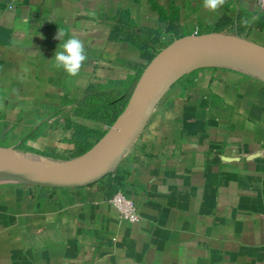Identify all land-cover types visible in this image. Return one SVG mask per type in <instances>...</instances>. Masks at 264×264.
<instances>
[{
  "label": "crops",
  "instance_id": "obj_1",
  "mask_svg": "<svg viewBox=\"0 0 264 264\" xmlns=\"http://www.w3.org/2000/svg\"><path fill=\"white\" fill-rule=\"evenodd\" d=\"M123 10L141 25L164 30L161 12L175 15L176 33L264 49L256 0H225L216 11L203 0H0L1 148L56 145L53 120L38 140V115L90 82L124 78L123 66L139 60L109 40ZM59 30L121 69L89 80L86 62L70 77L53 59ZM202 68L154 108L112 170L121 173L80 188L0 183V264H264V79ZM116 191L134 202L136 223L119 219Z\"/></svg>",
  "mask_w": 264,
  "mask_h": 264
},
{
  "label": "water",
  "instance_id": "obj_2",
  "mask_svg": "<svg viewBox=\"0 0 264 264\" xmlns=\"http://www.w3.org/2000/svg\"><path fill=\"white\" fill-rule=\"evenodd\" d=\"M188 51L193 53L170 66L174 57ZM229 60L264 75V51L259 48L210 35L192 34L172 41L144 69L124 112L126 119L120 134L100 154L98 151L109 133L88 153L67 165L29 162L13 157L7 149L0 147L2 177L49 188H80L95 183L111 172L132 147L149 115L178 77L192 69L213 66V63L220 66L218 63ZM97 146L99 148L92 152ZM89 153L93 154L83 159Z\"/></svg>",
  "mask_w": 264,
  "mask_h": 264
},
{
  "label": "trees",
  "instance_id": "obj_3",
  "mask_svg": "<svg viewBox=\"0 0 264 264\" xmlns=\"http://www.w3.org/2000/svg\"><path fill=\"white\" fill-rule=\"evenodd\" d=\"M158 11H161V8ZM159 14L160 20L167 24L164 30L156 25L137 23L125 10L111 19L109 40L134 49L139 61H128L123 66L126 71L124 78L90 82L82 90L74 89L72 97L68 98L66 94L60 98L52 108L53 114L48 115V112H45L38 115V140L48 139V122L53 120L51 132L52 136L58 137L56 145H44L38 149L22 145L19 149L62 160L80 158L93 149L126 111L136 84L148 63L165 46L183 36V33H176L174 30L177 19L175 15L165 17L161 12ZM220 27L221 24L216 23L213 32ZM202 69L205 68L186 74L179 87L191 86L193 79ZM45 118L46 120L41 122ZM28 138L34 137L29 135ZM109 173H121V170L118 167Z\"/></svg>",
  "mask_w": 264,
  "mask_h": 264
},
{
  "label": "rangeland",
  "instance_id": "obj_4",
  "mask_svg": "<svg viewBox=\"0 0 264 264\" xmlns=\"http://www.w3.org/2000/svg\"><path fill=\"white\" fill-rule=\"evenodd\" d=\"M187 35H192V34L187 33L186 35H183V36H187ZM203 35H207V34H203ZM208 35H210V36H218V35H213V34H208ZM219 37H224V36H219ZM255 45H258V44H255ZM261 50L264 51V49H261ZM85 53H86L87 59L84 62L83 66L85 65L86 62H88V65H85L83 71H87L86 74H87V77H89V80L92 78V76L93 77L96 76V75L105 76V74H107V72H105V69H107V68H111V69H114V70L121 69V65H119V64L109 63L108 61H105L104 59L103 60L102 59L97 60V57L99 56L100 51H98V49H96V48L94 49L92 47L91 49H87V47H85ZM192 53H193L192 51L191 52L188 51V52H186L184 54L181 53V54L177 55L176 57L173 58L174 61L171 63L170 66H173L175 63L178 64L181 61V59H183L185 56H187L189 54H192ZM91 65H93L94 67L92 68L93 70H91V72H90ZM212 65L213 66H208V67H216L217 63H213ZM214 65H216V66H214ZM218 65H220L222 67H229V68H236V69H239V70H243L245 72H248V73H250L252 75L255 74V75L259 76L260 78L264 79V75L263 74L259 73L258 71L249 70L245 66H242L241 64H239L238 62H234V61H231V60H229V61H221V63H218ZM85 68H87V69H85ZM200 68H202V67H200ZM195 69H199V68H195ZM195 69H192V70L186 72L181 77H178L175 80V82L170 86V88L165 92V94L162 96V98L160 99V101L158 102L157 105H163L164 99L169 96V93H170L169 91L179 87V84H181L184 81L183 80L184 76L186 74L190 73L191 71H194ZM80 70L82 71V68ZM138 82H137V84H138ZM137 84H136V86H137ZM124 115H122V117L120 118L121 120L120 119L118 120L119 123L117 122V124H115L114 126L109 128L106 133L110 134L112 131H115L116 135L118 136L117 129L122 126L123 121H124ZM115 126H116V128H114ZM112 139H111V142H110V140H109V142L107 141L108 145H111V143L114 141ZM103 144L105 145V142H103ZM31 146L33 148H35V149H38V145H31ZM106 146H104V147L106 148ZM98 148L99 147L97 146L92 152H95ZM6 149L15 158H20L22 160H26V161L33 162V163H38V164L67 165L69 163H72V162L78 160V158L77 159H72V160L53 159V158H48V157H44V156L38 155V154L33 153V152H26V151H22V150H19V149H14V148H9V149L6 148ZM85 158L87 159V155L83 159H85ZM1 173H2V171L0 170V182L13 181V179L6 178L5 176L2 177Z\"/></svg>",
  "mask_w": 264,
  "mask_h": 264
},
{
  "label": "clouds",
  "instance_id": "obj_5",
  "mask_svg": "<svg viewBox=\"0 0 264 264\" xmlns=\"http://www.w3.org/2000/svg\"><path fill=\"white\" fill-rule=\"evenodd\" d=\"M224 3L225 0H203L204 7L211 11H216ZM65 35L63 31L59 30L56 38L62 41V37ZM53 59L57 68L62 69L70 77L77 76L87 59L83 41L75 36L63 40Z\"/></svg>",
  "mask_w": 264,
  "mask_h": 264
},
{
  "label": "built area",
  "instance_id": "obj_6",
  "mask_svg": "<svg viewBox=\"0 0 264 264\" xmlns=\"http://www.w3.org/2000/svg\"><path fill=\"white\" fill-rule=\"evenodd\" d=\"M260 8H264V0H256ZM111 205L116 209L119 219L131 224L139 220L134 202L129 199L123 192L116 191L110 197Z\"/></svg>",
  "mask_w": 264,
  "mask_h": 264
},
{
  "label": "bare ground",
  "instance_id": "obj_7",
  "mask_svg": "<svg viewBox=\"0 0 264 264\" xmlns=\"http://www.w3.org/2000/svg\"><path fill=\"white\" fill-rule=\"evenodd\" d=\"M125 119H126V114L124 115V121H123L122 126L119 127V128L117 129V133H118V135L120 134V132H121V130H122V127H123V125H124ZM116 136H117V135H116L115 131H112V133L109 135V137L106 138V140L104 141V142H105V145H104V144L102 145V148L99 149L98 153H100V152H102V151L104 150V148H105L104 146L107 145V141L109 142V140H110V142H111V139H112V138H113L112 140H114V138L116 139V138L118 137V136H117V137H116ZM113 142H114V141H113ZM113 142H112V143H113ZM112 143H111V144H112ZM91 154H93V153H89V154H87V158H89ZM85 159H86V158H85Z\"/></svg>",
  "mask_w": 264,
  "mask_h": 264
}]
</instances>
